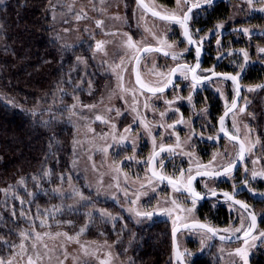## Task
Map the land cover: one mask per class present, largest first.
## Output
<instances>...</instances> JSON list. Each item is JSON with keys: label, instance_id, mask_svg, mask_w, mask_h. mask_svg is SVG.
<instances>
[{"label": "rangeland", "instance_id": "1", "mask_svg": "<svg viewBox=\"0 0 264 264\" xmlns=\"http://www.w3.org/2000/svg\"><path fill=\"white\" fill-rule=\"evenodd\" d=\"M6 1L0 0V6ZM144 1L164 13L178 10L176 0H173V6L160 4L156 0ZM55 2L52 9L55 12V34L59 51L68 53L74 61L68 77L64 80V89L61 88L56 105L50 109L58 108L66 114L67 122L74 132L73 158L69 173L60 175L56 181H47V187L38 189L40 193L51 194L47 197L48 205L42 207L35 203L33 198L38 195L37 191L29 192L31 198L29 193H26V197L16 200L27 223L22 232H28L33 237L25 241L28 254L33 256L35 264H136L134 249L138 248L141 242L137 240L138 235L133 230L164 223L168 228L169 237L165 264H173L170 235L173 225L176 222L198 219V211L203 207V204L197 201L193 208L192 198L184 190L189 168L192 174L200 166L209 165L210 162L212 168H219L221 165H227L229 160L237 158L239 147L222 138L214 125L217 117L211 112L212 106L216 110H224L235 97L236 87L228 80H215L199 84L193 91L192 82L178 74L176 79L180 84L179 89H172L160 99L153 96L146 101L151 95L136 87L132 75L134 57L141 48L162 47L163 51L183 53L178 61L157 53L143 54L138 63L137 74L140 81L149 86L159 85L168 70L177 64L187 63L192 67L196 65L197 54L184 42L180 25L150 18L135 0ZM216 5L215 8L211 6L212 8L196 10L194 19L190 21L192 33H195L196 29L201 30L195 38L198 42L203 41L201 46L207 56L206 67L199 71L198 75L205 76L227 68L235 74L240 73L239 78L242 79L251 67L264 69V59L261 58L264 54L258 51L264 48V12L258 10L264 7V3H254L250 7L247 0H222ZM78 16L81 18L77 19ZM97 20L103 21L101 27L96 26ZM243 29L251 30V35H246ZM125 33L132 35L139 51L125 46ZM158 39H166L167 44L172 47L158 44ZM99 41L104 42L102 51H96ZM244 52L249 56L246 65ZM116 65L120 67H115ZM240 65H244L243 72ZM241 86V106L250 105L252 112V105L260 104L262 100V87L244 84ZM249 88L254 90L249 91ZM190 94L191 102L187 99ZM134 97L139 117L137 112L132 110ZM164 97L169 100L177 97L183 99H177L171 106L172 110H169L164 103ZM145 102L150 105L148 109L144 107ZM7 103L13 105L10 101ZM117 109L123 115H117ZM239 109L228 118L224 127L230 133L240 136L247 149H250L246 151L245 162L237 173L231 174L233 178L202 180L196 184L195 190L201 194L211 193L212 190H223L231 194L235 186L238 189L235 195L249 203L256 212L259 226L255 234H258L264 231V197L252 195L243 186L242 181L247 167V179L251 186L258 193H264V186L259 188L257 184L264 185V178L259 175L264 172V149L254 133L255 129L248 125L251 117L247 114L249 112H240ZM165 111L167 117L162 120L160 112ZM255 114H259L258 111ZM96 115L103 116L109 122L96 120ZM143 117L147 118L146 123L150 126L152 135L156 137L157 151L161 137L166 146L175 148V155L169 152L160 154L155 170L179 181V193L174 191L172 185L163 184L148 173V161L153 154L154 145L149 131L139 123V119ZM181 120V123H176ZM113 124L115 128L112 127ZM160 124L164 126L158 127ZM169 124H175V130L168 128ZM129 126L135 131L125 133L124 129ZM193 131L194 138L190 139ZM121 136L125 137L123 141L120 140ZM217 137L219 139H216ZM161 158L164 162L162 169L159 166ZM181 169L185 171L184 176L180 175ZM209 170L211 171V168ZM253 171L258 173L255 179L252 178ZM73 189L84 198L76 195ZM54 197L57 201H51ZM173 199L177 201L176 204L172 203ZM132 200L137 201L135 205L130 204ZM224 203L225 200L221 199L210 201L204 206L211 212L224 209L226 216L216 219L220 221V225L210 224L207 219L204 221L222 233L243 235L242 232L236 233L235 228H240L242 222L246 228L250 224L248 218L232 204ZM57 208L59 211L55 210ZM188 209L193 210L189 212ZM137 210L162 211L163 214L157 218H144L135 214ZM45 212L49 214V218L45 220L44 226L40 227L43 216L38 217L37 214ZM33 225L35 227H32ZM82 228L83 233L77 236ZM37 233L42 238L35 240L37 249H33L32 244ZM64 233L76 239L69 240ZM177 238L182 252L194 254L186 257L187 264H193L197 260H203L207 264H244L243 260L235 255L237 248L245 247L244 241L233 245L222 244L196 229L185 230ZM21 239L20 235L12 255L4 264L9 261L11 264H28L27 256L19 247ZM251 244L257 246L248 247V264L256 254L264 255V243L249 238V245ZM37 250L42 257L40 260H35Z\"/></svg>", "mask_w": 264, "mask_h": 264}, {"label": "trees", "instance_id": "2", "mask_svg": "<svg viewBox=\"0 0 264 264\" xmlns=\"http://www.w3.org/2000/svg\"><path fill=\"white\" fill-rule=\"evenodd\" d=\"M55 3V0H7L0 6V260L4 263L14 250L8 245H16L27 226L17 198L37 191L35 203L48 205L47 197L51 194L40 193L38 189L47 187V181H56L60 175L69 173L73 158L74 132L66 114L58 108L50 109L56 105L74 61L68 53L59 51L52 9ZM246 74L241 84H263L262 67H251ZM260 91V104H253L252 112L248 105L244 113L249 112L248 125L255 129L264 149V87ZM214 108L211 107V112L217 116L220 110ZM257 111L259 114H255ZM257 184L259 188L264 186ZM51 201H57L56 197ZM223 216H226L224 209L211 212L203 206L198 211L200 219L217 225L220 221L216 219ZM133 231L141 242L134 249L136 264H165L169 248L167 226L155 223ZM252 264H264V256L253 257Z\"/></svg>", "mask_w": 264, "mask_h": 264}, {"label": "snow or ice", "instance_id": "3", "mask_svg": "<svg viewBox=\"0 0 264 264\" xmlns=\"http://www.w3.org/2000/svg\"><path fill=\"white\" fill-rule=\"evenodd\" d=\"M213 3H214V0H176V4H177V9L178 10H174L171 13H161V12H158V11H155V10H153L151 12L153 17H157L160 20L166 21V22H168L170 24L174 23V24H179L180 25V27L183 29V36L187 40L188 45L189 46H192V45L196 46L197 62H196L195 67L187 65V63L177 64L176 67H173V68L168 70V74L165 76L164 80L157 86H149L147 84H144V83H142L140 81L139 76H137V84H139L140 89L143 90V91H147V92L151 93V96L147 97L146 101L148 99H151L153 96L156 97V99H160L161 96L166 92V90L169 87L173 88V90L179 89L180 88L179 81L176 80V79H173V77H176L178 74L182 75L183 78L185 80H187L188 79V73H192V76H191L192 85H191V87H192L193 91L196 90L198 84H203V82L205 80L211 79V77L200 76V75L197 74V69L200 67L199 57H200V53H201V44L203 43V41L201 40V41L198 42L196 40V38H195L196 36L199 35V33L201 31L200 29H196L195 33H192L190 31V21H192L194 19V14H195L196 10L204 9L207 6H211ZM247 3L251 7V6L254 5V3H264V0H247ZM137 4L140 7L145 8L146 11L148 10L147 6L143 5L141 0H137ZM258 10L260 12H264V7H261ZM80 18L81 17H79V16L77 17V19H80ZM102 24H103V21H101V20H97L96 21V26L97 27H101ZM218 27L222 28L223 25H218ZM242 31L246 35H249V36L251 35V30H249V29H243ZM106 34H109V33H106ZM111 34L115 35V33H111ZM124 35L127 36V40L124 42L125 46L128 49H137V45L134 42L132 35L129 34V33H125ZM157 42H158V44H160L162 46H166L168 48L172 47L171 44H167L166 39L165 40L158 39ZM103 47H104V42L103 41L97 42L96 51H102ZM137 50L139 51V49H137ZM187 50L188 49H185V51H187ZM142 51L144 53L153 52V51L159 53V52L163 51V48L162 47L146 46ZM258 51L261 54H264V48H260V49H258ZM163 55L166 56V57L170 56L173 61H178L183 56V53L176 54V53H170L168 51H163ZM134 58L136 59L137 63H139V60L141 59V56H135ZM261 58L264 59V55H262ZM248 59H249L248 53L244 52V64L245 65L247 64ZM115 67H120V65H116ZM240 68H241V72H243L244 65H240ZM133 71L135 72L136 69L134 68ZM205 71H211V70H205ZM161 75H164V74L161 73ZM216 75H218V74H216L213 71L212 72V76H216ZM239 76H240V73L224 75V79L225 80H231L233 82V84L236 85V95H237V97L239 96V93H240ZM120 80L121 81L123 80L122 76L120 77ZM121 87H122V90H124L122 85H121ZM259 87H264V85H261ZM248 90L249 91H253L254 89L249 88ZM157 94H160V95H157ZM121 98L123 99V97H121ZM177 99H183V97H177V98H174L172 100H169L167 97H164V103H165V105L168 106L169 110H172L171 106L174 103H176ZM187 99H188L189 102H191L192 101V95L190 94L187 97ZM144 107H145V109H148L150 107V105L147 102H145ZM232 108L233 109L236 108V101L235 100H233V102H232ZM109 110H111V109H109ZM132 110L134 112H137V116L139 117V113H138L136 105H135V97H134V105H133ZM177 111H178V109H177ZM205 111H206V109H205ZM228 111H231V109H228L225 112V116L228 115ZM239 111L240 112H244L245 109L244 108H240ZM117 115H123V113H121L120 110L117 109ZM160 116H161V118L163 120L165 117H167V112L166 111L165 112H160ZM95 119L98 120V121H101L102 123H108L109 122L107 119H105L101 115H96ZM146 119H147L146 117L140 118L139 119V123L141 125H143L146 128V130L149 131V135L152 136V139H153V145H154L153 154L149 158V161H148V166H150L151 169H152V175L157 177L160 181H163V180L167 179L168 183L173 185L174 191L179 193V192H181V187L176 186V183H175L173 177H167V176H165L163 174L162 171L161 172H157L155 170V168H156V160H157L158 157H160V154L164 153V152H169V153H172V154L175 155L176 154L175 153V148L166 146L165 142L163 141V138L161 137V143L158 146V151H157V146L155 145L156 137L152 135L151 128L146 123ZM181 122H182V120L181 121H177L176 123H181ZM220 124H221L220 132L223 133V135L226 136L229 141H236V143L239 144V150H238L237 158L229 160V163L227 165H221L219 168H212L211 167V162H210L209 165H202V166H200V168L197 169L196 176H193L191 174V168H189L188 173H187V186H186V188L184 190L187 191L189 193V195L192 197L191 202H192L193 208L196 205L197 201L200 200V199H203L205 197V195H206V194H201V193L195 191V189L192 186L193 180L196 179V177H209V178L215 177L217 179L220 178V177L233 178L231 176L233 170L238 166L239 163L245 162L246 151H250V149H247L245 144L240 141L238 135H234V134L230 133L229 131H227L225 129V127H224V117L223 116L220 118ZM163 126H164V124L158 125V127H163ZM112 127L115 128V124H113ZM167 127L175 130L176 125L175 124H169V125H167ZM133 131H135V129L132 126H129V127L124 129L125 133H129V132H133ZM191 138H194V131H193V134L190 137V139ZM124 139H125L124 136L120 137L121 141H123ZM209 139H213V137H209ZM216 139H219V137H217ZM177 146H179V141H177ZM109 147H111V145ZM105 151H107V149H105ZM185 154L190 155V153H185ZM133 158L134 157H126V159H133ZM257 162L258 161H253V163H257ZM159 166H160L161 169L164 166V162H163L162 158L159 160ZM210 168H211V171L209 170ZM247 172H248V169H247V167H245V178L242 181L243 186L245 188H247V190L252 195H260V196L264 197V193H258L251 186L250 182L247 179ZM45 175H49V173L46 172ZM180 175L181 176L185 175V171L183 169H181ZM257 175H258V173L256 171L252 172V178L253 179H255L257 177ZM259 175L261 176V178H264V172L259 173ZM142 187H146V186L142 185ZM206 187H207V185H206ZM153 190H155L154 186H153ZM237 190L238 189L234 186L233 187V192L231 194L228 193V192H224L222 195L225 197V199L227 201H231L233 204H238L241 208H243L246 211H248V215L251 218V223L248 224L246 228H245V225H244L243 222H242L240 228H235V232L236 233H240V232L243 233L244 245H245V247L237 248L236 251H235V255L239 256L241 258V260H243L244 264H248V247L249 246L250 247H256L257 246L255 244L249 245V238L252 241L260 240L261 243H264V231H260L258 234H255V235L253 234L255 232L256 228H257V217H256L254 212L249 211V205L247 203L235 199V192ZM73 192L76 195H80L81 199L84 198L82 196V194L77 192L75 189H73ZM211 195L212 196L216 195L215 190L211 191ZM137 199H139V196H137ZM136 202H137L136 200H132V201H130V204L135 205ZM22 203H23V201H22ZM172 203L176 204L177 201L175 199H173ZM55 210L59 211L58 208L55 209ZM192 210L193 209H188L187 211L191 212ZM135 214L137 216L148 217V218H151L154 215V213L150 212V211L141 212V211H138V210L135 212ZM15 215H16L15 212H13V216H15ZM21 215L23 216L24 213L21 212ZM101 215H103V213H101ZM37 216L38 217L39 216H43V219H41V222H40V227H43L44 223H45V220H47L49 218V214L47 212L38 213ZM69 223H70V221H69ZM32 227H35V226L33 225ZM185 227H188V225L186 224ZM194 227L205 228L206 226L203 225V224H196V225H194ZM83 231H84V229L82 228L80 230V233L77 234V236H79L81 233H83ZM207 231L212 233L213 236L216 235V230L211 228V227H207ZM225 231H227V230H225ZM175 232H176V229L174 228L173 229V235L174 236H175ZM20 235H21V238H22L21 239V243L19 245L20 249L27 256L28 264H35L33 256L28 254L27 245L25 243V241H27L29 239H33V237L28 232H21ZM57 235H61V234L57 233ZM64 235L67 236V238L69 240L76 239V237L68 236L67 233H64ZM41 238L42 237H41L40 234L37 233L35 235L34 242L32 244V248L33 249H37V245L35 243V240H40ZM241 238L242 237H239V236L237 237V239H241ZM220 239L224 240V239H226V237L221 236ZM8 246L12 247V248L16 247L15 245H8ZM193 255L194 254L190 253V252H179V251L174 249V260L177 261L178 264H187L186 257H191ZM40 259H42V257L40 256V253L37 250L36 251L35 260H40ZM0 264H4V261L0 260ZM8 264H11V261H9Z\"/></svg>", "mask_w": 264, "mask_h": 264}, {"label": "water", "instance_id": "4", "mask_svg": "<svg viewBox=\"0 0 264 264\" xmlns=\"http://www.w3.org/2000/svg\"><path fill=\"white\" fill-rule=\"evenodd\" d=\"M217 0H214V2H216ZM135 2L137 3V0H135ZM141 2H142V4L143 5H146L147 6V11L145 10V8H143V7H140L138 4V6L144 11V12H146L148 15H150L151 17H153L152 16V14H151V12L153 11V10H155V9H153L152 7H150L144 0H141ZM208 7V6H207ZM156 11V10H155ZM159 12V11H158ZM153 18H155V19H157V20H160L159 18H157V17H153ZM160 21H162V20H160ZM166 22V21H165ZM182 35H183V29H182ZM184 37V36H183ZM185 39V38H184ZM185 41L187 42V40L185 39ZM188 44V43H187ZM146 47V46H145ZM145 47H143L142 49H140V51L138 52V54L136 55V56H142L143 54H145L142 50L145 48ZM195 52H196V46L195 45H192V46H190ZM154 52V51H153ZM149 53V52H148ZM196 54H197V52H196ZM203 60H204V53H203V49H202V47H201V53H200V57H199V63H200V67L197 69V73H198V70L201 68V66H202V64H203ZM177 66V65H176ZM175 66V67H176ZM137 67H138V63H137V61H136V59H134V62H133V69L135 68L136 69V71L134 72V71H132V73H133V82H134V84L136 85V87L139 89V90H141L140 89V86H139V84H137V76H138V74H137ZM215 72V71H214ZM216 74H218V75H216V76H212V72L210 73V74H208L207 76L208 77H211V79H209V80H205L204 82H203V84L204 83H206V82H210V81H213V80H225L224 79V75H227V74H230V73H222V72H215ZM188 76H189V79H190V81L192 82V79H191V76H192V73H188ZM173 79H175V77H173ZM228 81H230V82H232L231 80H228ZM235 87H236V85H235ZM171 87H169L166 91H168L169 89H170ZM239 88H240V93H239V96L237 97V95H235V97H234V100L236 101V108H232V103L223 111V113L221 114V116L218 118V121H217V129H218V131H219V133L226 139V140H228V138L226 137V136H224L223 135V133H221L220 132V127H221V124H220V118L223 116L224 117V124H225V122H226V119L229 117V115L230 114H232L238 107H239V105H240V103H241V98H242V88H241V84H240V80H239ZM141 91H143V90H141ZM143 92H145V93H147V94H151V93H149V92H147V91H143ZM158 95V94H157ZM241 108H244L245 110H246V108H247V105H243V106H241ZM228 109H231V111H228V115L227 116H225V112L228 110ZM245 112V111H244ZM239 139H240V141L241 142H243V140L239 137ZM229 141V140H228ZM229 142H231V143H234V144H236L238 147H239V144L238 143H236V141H229ZM244 143V142H243ZM245 144V143H244ZM246 146V145H245ZM245 156H246V154H245ZM242 165V163H239L238 164V166L233 170V172L235 171V170H237L240 166ZM149 172H150V174H151V176H153L152 175V171H151V167L149 166ZM193 176H196V172H194L193 174H192ZM156 180H159L157 177H155V176H153ZM221 178V177H220ZM217 178H215V177H211V178H209V177H196V179H194L193 180V184H192V186H194V184H195V182L196 181H198V180H216ZM219 179V178H218ZM160 181V180H159ZM163 183H167V184H169L168 183V180L167 179H165V180H163L162 181ZM176 183V185L178 184L177 182H175ZM224 192H216V195L215 196H212L211 195V193H209V194H206L205 195V197L203 198V199H200V200H198L199 202H207V201H211V200H215V199H220V198H224L225 199V197L222 195ZM187 194L189 195V193L187 192ZM190 196V195H189ZM191 197V196H190ZM192 198V197H191ZM235 199H237V200H240V199H238V198H236L235 197ZM226 200V199H225ZM227 201V200H226ZM240 201H242V200H240ZM228 202H230V203H232L231 201H228ZM243 202V201H242ZM233 204V203H232ZM234 206H236L237 208H239L240 210H242L246 215H247V217H248V220H249V222L251 223V218H250V216L248 215V211H246L245 209H243V208H241L238 204H233ZM249 211H252L251 209H250V207H249ZM253 212V211H252ZM161 213L160 212H157V213H154V215L152 216V217H156V216H158V215H160ZM188 225V227H185V225ZM196 224H203V225H205L206 227L205 228H199V227H194V225H196ZM257 226H258V221H257ZM207 227H211V226H209V225H207L206 223H204V222H202V221H196V220H194V221H190V222H186V223H183V224H175L174 226H173V228H172V230H171V239H172V247H173V258H174V249L175 250H177V251H179L180 252V248H179V246H178V241H177V235L180 233V232H183V231H185V230H190V229H196V230H201V231H205V232H207L210 236H212L215 240H217V241H219V242H223V243H230V244H232V243H238V242H241V241H244V238H243V235H239V237H242L241 239H237V237H238V235H224V234H221V233H219V232H217L216 231V235H212V233H210V232H208L207 231ZM176 229V232H175V236L173 235V229ZM212 228V227H211ZM254 234V233H253ZM221 236H224V237H226V239H224V240H221L220 239V237ZM175 261V260H174ZM175 263H178L177 261H175Z\"/></svg>", "mask_w": 264, "mask_h": 264}, {"label": "flooded vegetation", "instance_id": "5", "mask_svg": "<svg viewBox=\"0 0 264 264\" xmlns=\"http://www.w3.org/2000/svg\"><path fill=\"white\" fill-rule=\"evenodd\" d=\"M157 1V0H156ZM161 2H158V3H160V4H162V3H164V4H167V5H174V2H173V0H160ZM222 0H217L216 2H214L211 6H214V5H216L218 2H221ZM147 3V2H146ZM211 6H208V7H211ZM217 6V5H216ZM151 7V6H150ZM208 7H206V8H208ZM212 8V7H211ZM214 8H215V6H214ZM141 9V8H140ZM154 9V8H153ZM205 9V8H204ZM142 10V9H141ZM156 10V9H155ZM143 11V10H142ZM156 11H158V10H156ZM144 12V11H143ZM159 12H161V11H159ZM146 15H148L146 12H144ZM161 13H164V12H161ZM150 18H152V19H154L155 20V18H153V17H151L150 15H148ZM157 20V19H156ZM158 21V20H157ZM160 21V20H159ZM161 22V21H160ZM162 22H165V21H162ZM166 23H168V22H166ZM176 25H179V24H176ZM180 29H181V35H182V28L180 27ZM182 37H183V35H182ZM183 40H184V42L187 44V42L185 41V39H184V37H183ZM188 45V44H187ZM189 46V45H188ZM190 47V46H189ZM202 47V46H201ZM142 49V48H141ZM190 49L192 50V51H194L191 47H190ZM202 49H203V53H204V60H203V64H202V66H201V68L198 70V72L199 71H201L204 67H206V65H205V61H206V59H207V56H206V52H205V50H204V48L202 47ZM195 52V51H194ZM150 53V52H149ZM152 53H157V52H152ZM196 53V52H195ZM138 54V53H137ZM157 54H160V55H162L163 57H166V56H164L163 55V51H161V52H159V53H157ZM134 62V61H133ZM176 66V65H175ZM174 66V67H175ZM132 70H133V68H132ZM227 70V71H226ZM229 69H227V68H225L224 70H222V71H215V72H222V73H230V74H235L234 72H232L231 70H229ZM211 73V72H210ZM210 73H208V74H210ZM198 74V73H197ZM207 74V75H208ZM132 75H133V73H132ZM207 75H205V76H207ZM175 79H176V77H175ZM188 79H189V76H188ZM177 80V79H176ZM239 80H240V84H241V81H242V79L241 78H239ZM189 81H190V79H189ZM213 81H215V80H213ZM191 82V81H190ZM210 82H212V81H210ZM207 83H209V82H206V83H204V84H207ZM199 85V84H198ZM242 85V84H241ZM241 88H242V86H241ZM173 88H170L168 91H166L164 94H166V93H168L169 91H171ZM143 92V91H142ZM145 93V92H144ZM147 94V93H146ZM149 95H151V94H149ZM158 95H160V94H158ZM242 96H243V93H242ZM233 100H234V98H233ZM233 100L231 101V103L233 102ZM230 103V104H231ZM241 103H242V98H241ZM241 103H240V105H239V107L237 108V109H239V108H241ZM229 104V105H230ZM228 105V106H229ZM227 106V107H228ZM243 106V105H242ZM226 107V108H227ZM225 108V109H226ZM224 109V110H225ZM237 109L234 111V112H236L237 111ZM220 110V113L216 116L217 118H216V120H215V123H214V125H215V127H216V130L218 131V129H217V121H218V118L221 116V114L223 113V111L224 110H221V109H219ZM233 112V113H234ZM232 113V114H233ZM232 114H230L229 115V117L232 115ZM228 117V118H229ZM228 118L226 119V122H227V120H228ZM225 122V123H226ZM219 132V131H218ZM221 135V134H220ZM234 135H236V134H234ZM222 136V135H221ZM238 137H240V136H238ZM222 138L223 139H225L223 136H222ZM241 138V137H240ZM242 139V138H241ZM226 140V139H225ZM243 140V139H242ZM228 141V140H227ZM229 142V141H228ZM243 142H244V140H243ZM229 143H231V142H229ZM245 143V142H244ZM231 144H233V145H236V144H234V143H231ZM245 145H246V143H245ZM237 146V145H236ZM247 148V147H246ZM241 167V166H240ZM239 167V168H240ZM239 168L237 169V170H235L234 172H232V174H235V173H237L238 172V170H239ZM148 173H149V175L151 176V174H150V172H149V166H148ZM151 171H152V169H151ZM193 174V173H192ZM151 177H153V176H151ZM154 178V177H153ZM155 179V178H154ZM156 180V179H155ZM157 181H159V180H157ZM175 182H177L178 184L176 185V186H181V184H180V182L179 181H177V180H174ZM200 181H202V180H198V181H196L195 182V184H194V186H193V188L195 189L196 188V184L198 183V182H200ZM203 181H205V180H203ZM159 182H162V181H159ZM163 183V182H162ZM163 184H167V183H163ZM169 185H171V184H169ZM173 186V185H172ZM186 186H187V181H186ZM196 191V190H195ZM215 192H226V191H223V190H218V191H215ZM186 193H187V191H186ZM229 193V192H228ZM209 194V193H208ZM235 197L236 198H238V199H240V200H242L241 198H240V196L238 197L237 195H235ZM221 199H223V200H225L224 198H220V199H215V200H211V201H216V200H221ZM243 202H245L244 200H242ZM209 202L210 201H207V202H200V203H202L203 204V206H205V204L204 203H206V205H208L209 204ZM230 202H228V201H226L225 200V203H224V205H227V204H229ZM230 204H232V203H230ZM229 204V205H230ZM248 205H249V207H250V209L255 213V215H256V212L252 209V207H251V205L249 204V203H247ZM223 205V204H222ZM233 205V204H232ZM234 206V205H233ZM234 207H236V206H234ZM237 208V207H236ZM237 209H239V208H237ZM240 210V209H239ZM242 211V210H241ZM157 212H160L161 214L160 215H158V216H156V217H151V218H157V217H159V216H161L162 214H163V212L162 211H156V212H153V213H157ZM243 212V211H242ZM244 213V212H243ZM245 214V213H244ZM246 215V214H245ZM246 217H247V215H246ZM256 217H257V215H256ZM144 218H148V217H144ZM248 218V217H247ZM194 220H196V221H202V222H204V223H206L207 225H209V226H211L210 224H212V222H210L209 220H208V222L210 223H208V222H205L204 220L205 219H200V218H198V219H191V220H189V221H187V222H190V221H194ZM257 221H258V226H259V220H258V218H257ZM178 222H176L175 224H177ZM183 223H186V222H183ZM183 223H178V224H183ZM174 224V225H175ZM173 225V226H174ZM258 226H257V228H258ZM212 227V226H211ZM173 228V227H172ZM213 229H215L214 227H212ZM257 228H256V230H257ZM172 230V229H171ZM216 230V229H215ZM255 230V231H256ZM199 231H201V230H199ZM217 231V230H216ZM202 232H205V231H202ZM217 232H219V233H221V234H224V235H235V234H227V233H222L221 231H217ZM181 233V232H180ZM179 233V234H180ZM207 235H209L207 232H205ZM178 234V235H179ZM254 234H255V232H254ZM170 235H171V232H170ZM178 235H177V237H178ZM210 236V235H209ZM239 236V235H238ZM213 240H215L212 236H210ZM177 241H178V238H177ZM216 242H219V241H217V240H215ZM241 242H243V241H241ZM219 243H222V244H230V243H223V242H219ZM238 243H240V242H238ZM233 244H237V243H232V245ZM171 246H172V239H171ZM178 246H179V243H178ZM179 248H180V246H179ZM180 252H182L181 251V249H180ZM257 255H259V256H262L261 254H256L255 256H257ZM255 256H253V257H255ZM264 256V255H263ZM252 257V258H253ZM252 258H251V260H250V264H252ZM172 261H173V264H178V263H175V261H174V258H173V247H172ZM197 261H199V260H197ZM197 261H195V262H197ZM203 261V260H202ZM194 262V263H195ZM204 262V261H203ZM193 263V264H194ZM205 263V262H204ZM205 264H207V263H205Z\"/></svg>", "mask_w": 264, "mask_h": 264}]
</instances>
